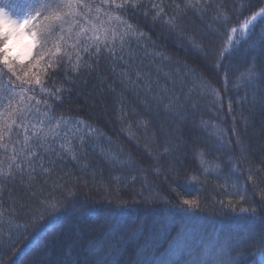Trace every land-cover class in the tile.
I'll list each match as a JSON object with an SVG mask.
<instances>
[{"label":"trees","instance_id":"obj_1","mask_svg":"<svg viewBox=\"0 0 264 264\" xmlns=\"http://www.w3.org/2000/svg\"><path fill=\"white\" fill-rule=\"evenodd\" d=\"M260 9L264 0H202L197 9L138 0L114 13L133 29L123 45L46 72L50 57L36 65L41 46L27 35L40 18L26 27L12 55L45 88L33 81L28 93L35 115L67 123L43 146L30 142L32 168L0 177V264H192L179 234L194 225V238L211 230L230 240L237 264H259L264 14L243 25Z\"/></svg>","mask_w":264,"mask_h":264},{"label":"snow or ice","instance_id":"obj_2","mask_svg":"<svg viewBox=\"0 0 264 264\" xmlns=\"http://www.w3.org/2000/svg\"><path fill=\"white\" fill-rule=\"evenodd\" d=\"M137 2L138 0H99V2L97 0H24L13 8L6 3V0H0V84H3V88L9 93L5 94L0 89V177L12 176L14 170L19 172L25 166L32 168L31 158L37 156V152L30 151V142L43 146L50 138L54 139L57 136V130L63 123H67L60 118L54 125L51 121H47L49 126L45 127V119L35 115L40 109L31 103L34 96L28 93L35 92L36 87L41 92H45V88L38 74L33 73L32 78L27 79L28 72L23 69L18 70L16 61L21 57L12 55L15 40L25 34L23 30L28 25L40 18L38 23L27 32L33 41L30 47L41 46L36 65H39L46 55L49 56L50 59L44 69L46 72L47 68L58 66L65 58L72 61L74 54L75 66L78 67L84 53L92 55L94 51L99 55L102 48L112 51L117 40L123 45L125 36L133 29L123 16L114 13L116 10L135 9ZM201 2L202 0H185V7L197 9ZM204 2L206 3L207 0ZM262 14L264 9H260L246 21L243 25L244 29ZM232 31L235 32L236 29ZM256 75L255 68H250L246 78L251 81ZM5 79L6 83H4ZM33 81L36 87H33ZM39 104L41 101L35 100V105ZM43 116L47 117L48 111H45ZM29 131L31 135L28 134ZM21 134H23V147L17 148L21 143L19 139ZM25 153L28 158L26 165L20 160ZM253 175L250 172L249 180H252ZM245 196L246 189L239 193V200L244 201ZM261 199H264V192ZM184 203L189 207L195 206L194 201L185 200ZM250 210L252 213L256 212V208L241 207L242 212ZM2 216L3 211H0V217ZM261 243L264 245V240ZM192 264H225V262L210 256L195 259ZM228 264H237V259L232 258Z\"/></svg>","mask_w":264,"mask_h":264},{"label":"rangeland","instance_id":"obj_3","mask_svg":"<svg viewBox=\"0 0 264 264\" xmlns=\"http://www.w3.org/2000/svg\"><path fill=\"white\" fill-rule=\"evenodd\" d=\"M29 26V25H28ZM27 26V27H28ZM23 43V38L22 37H19L15 40L14 42V45H13V49L19 47L20 45H22ZM39 118H43L45 119L46 121V126L45 127H48V123L47 121H51V124L54 125L56 120H52V118L50 119L49 117L45 118V117H40ZM75 129V128H74ZM31 133V131H29ZM59 134V133H57ZM73 137L71 136V134L69 135H63V138L61 140H64V146H68L70 144V140L72 139ZM248 221V224H250V220L247 219ZM242 230V233H247L248 231V227L247 228H243L241 229ZM195 234L197 231H194ZM201 242V240H199V243ZM229 243V246L226 247V245ZM182 244V243H181ZM183 245V244H182ZM191 245V244H190ZM182 248L180 246H178L174 253L175 254L176 252H178L179 250H181ZM203 253H205V255H202V258H206V257H210V256H215L216 258L220 259V260H223L224 262H228L229 260H231L233 257L231 256H228V253L229 251L231 250V247H230V240H228L227 238H224L220 235L217 234H214V233H211L209 234L208 236V243L204 246H202V249ZM261 259H260V263L259 264H264V253L261 255ZM236 258V257H235Z\"/></svg>","mask_w":264,"mask_h":264},{"label":"bare ground","instance_id":"obj_4","mask_svg":"<svg viewBox=\"0 0 264 264\" xmlns=\"http://www.w3.org/2000/svg\"><path fill=\"white\" fill-rule=\"evenodd\" d=\"M191 228L192 229L183 230L182 232H180L179 238L182 240L183 243L189 242L191 244L190 249H193L194 252H193V254L189 255V258L192 260L200 259V258H202V255H205V253H203V251L201 249H202V246H204L208 243V235L210 233H214V234H217V233L212 232L211 230H209V231H203L202 230L201 231L202 233L196 235L194 238V234H195L194 231H196L197 226L194 225V227H191ZM199 240H201L200 243H199Z\"/></svg>","mask_w":264,"mask_h":264}]
</instances>
